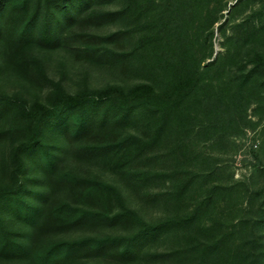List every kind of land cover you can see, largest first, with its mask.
Returning <instances> with one entry per match:
<instances>
[{
	"label": "trees",
	"instance_id": "trees-1",
	"mask_svg": "<svg viewBox=\"0 0 264 264\" xmlns=\"http://www.w3.org/2000/svg\"><path fill=\"white\" fill-rule=\"evenodd\" d=\"M221 1L125 0L122 12L102 14L94 11V0H0V46L8 67L17 72L40 64L30 56L33 49L68 50L77 44V54L92 63L100 64L107 55L118 65L133 59L148 74L146 82L128 89L107 86L69 94L54 86L44 102L0 94V140L15 144L8 179L0 181V259L22 264L130 263L142 256L152 260L160 256L143 255L142 249L165 231L205 227L200 213L148 224L125 208L117 188L96 176L77 175L69 162L82 157L95 161L140 187L152 177H167L134 174L143 156L156 146L171 147L165 143L169 136L195 130L187 123L204 104L251 103L261 110L264 96L258 91L257 73L264 70L258 49L264 46V21L250 28L237 25L243 45H257L247 62L252 68L247 70L239 60L242 49L237 47H227L204 64L213 55V26L224 10L218 7ZM242 2L228 13L234 14ZM124 11L134 19L127 31L99 37L79 29L115 16L122 19ZM127 38V51L119 54L106 47L109 51L100 52L106 45H124ZM61 192L67 199H54ZM256 195L261 199L256 221L239 218L220 224L209 219V227L198 230L215 236L219 232V237L191 244L196 264H264V253L250 256L241 238L244 229L264 222V188ZM211 197L209 192L203 204L209 213L215 207ZM94 224H130L135 229L128 236L67 239L69 232Z\"/></svg>",
	"mask_w": 264,
	"mask_h": 264
},
{
	"label": "rangeland",
	"instance_id": "rangeland-1",
	"mask_svg": "<svg viewBox=\"0 0 264 264\" xmlns=\"http://www.w3.org/2000/svg\"><path fill=\"white\" fill-rule=\"evenodd\" d=\"M238 1L240 0H222L218 6L224 10L219 22L213 26L212 58L205 60L204 64L233 47L242 49L239 58L242 64L251 62V49L257 45H243L241 30L237 25L245 24L246 28H250L252 23L263 22L264 0H243L237 11L229 14L230 8ZM95 2L94 0V11L102 14L122 12L125 5V0ZM123 14L122 19L115 16L106 21H98L88 28L82 24L79 29L99 37L127 31L134 19L126 11ZM128 42L127 38L123 41L124 45L100 47V52L105 53V49L109 48L114 53L121 54L129 49ZM77 49V44H73L68 50L33 49L30 56L40 61V64L26 73H19L8 67L4 49L0 46V94L18 96L29 103L44 102L54 86L66 93L77 94L107 86L128 89L146 82L148 78V74L133 59L128 64L119 63L123 67L114 64L107 55L100 64H96L79 56ZM258 49L264 56V46ZM231 53L232 51L229 52ZM252 65L247 64L245 68L249 70ZM257 76L258 91L263 92L264 96V70L257 73ZM261 106L258 111L251 103L234 102L218 106L212 102L204 104L194 120L187 123L195 130H181L182 133L177 132L165 140L173 148L167 145L156 146L143 156L141 164L134 168V174L162 173L167 177H152L140 187L133 185L135 181L121 179L95 161L82 157L69 162L70 169L77 175L96 176L117 188L125 208L134 211L148 224H157L165 219L187 218L193 213H200L204 218V228L195 224L173 231L167 230L165 235L146 243L142 249L143 255L151 254L160 256L159 258L147 260L142 256L135 262L108 261L107 264H196L191 244H208L219 237V232L215 236L198 231L209 227V219H215L220 224L225 220L237 221L239 218H246L250 222L257 220L256 210L261 199L256 194L264 188V104ZM14 145L10 140H0V181L3 183L7 181L11 170L10 157ZM170 149H173V153ZM181 159L188 160L182 164L179 162ZM209 192L212 193L211 205L215 206L212 213L205 211L203 205ZM54 199L65 200L67 195L64 192L57 193ZM116 210L118 211L117 208ZM255 226L244 229L241 233L243 237L240 236L246 240L250 256L264 253V222L259 223L256 228ZM134 229L130 224L85 225L69 232L66 237L128 236ZM54 237L61 238L64 235ZM248 262L250 258L247 259L246 263ZM0 264L22 263L18 260L0 259ZM258 264L263 262L259 261Z\"/></svg>",
	"mask_w": 264,
	"mask_h": 264
}]
</instances>
